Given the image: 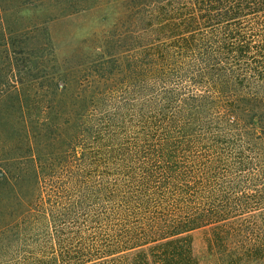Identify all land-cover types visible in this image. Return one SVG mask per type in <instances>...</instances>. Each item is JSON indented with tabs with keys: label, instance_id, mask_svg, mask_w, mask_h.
Returning <instances> with one entry per match:
<instances>
[{
	"label": "trees",
	"instance_id": "16d2710c",
	"mask_svg": "<svg viewBox=\"0 0 264 264\" xmlns=\"http://www.w3.org/2000/svg\"><path fill=\"white\" fill-rule=\"evenodd\" d=\"M30 4L0 0V264H264V0H104L56 76Z\"/></svg>",
	"mask_w": 264,
	"mask_h": 264
},
{
	"label": "rangeland",
	"instance_id": "374dc122",
	"mask_svg": "<svg viewBox=\"0 0 264 264\" xmlns=\"http://www.w3.org/2000/svg\"><path fill=\"white\" fill-rule=\"evenodd\" d=\"M33 4L26 6L18 13L20 22L12 23L13 28H20L28 32V39L24 41L25 48H33L31 54L17 56H54V64H46L44 74L55 75L61 73L63 66L75 64L84 60L86 56H101L103 37L109 24L113 21H101V16L107 7L104 0H31ZM43 7H38V4ZM119 5L110 8L111 12L118 10ZM51 15L50 20L47 16ZM14 19V15L10 17ZM47 20L46 29H41V22ZM34 25L38 26L36 28ZM16 33V32H15ZM18 33V31H17ZM35 60L39 61L38 58ZM48 65V66H47ZM52 66V67H51ZM43 72L39 71L40 75ZM53 72V74H52ZM197 247L202 245V234L194 232Z\"/></svg>",
	"mask_w": 264,
	"mask_h": 264
}]
</instances>
